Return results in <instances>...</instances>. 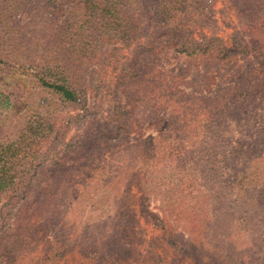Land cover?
<instances>
[{
    "label": "rangeland",
    "instance_id": "1",
    "mask_svg": "<svg viewBox=\"0 0 264 264\" xmlns=\"http://www.w3.org/2000/svg\"><path fill=\"white\" fill-rule=\"evenodd\" d=\"M216 1L220 33L230 34L231 28L242 32L249 24L248 19L236 13L230 0ZM13 14L20 27H28L29 10L17 9ZM253 31L245 29L251 39L255 38ZM254 52L255 49H251L247 56L241 57L240 53L237 57L243 64L244 70L240 72L247 76L246 72L255 71L259 86L252 80L248 82V77L241 81L239 73L223 79L221 64L217 66L210 59L194 60L171 49L159 52L150 60V67L159 68L156 70L163 79L170 75L171 81L174 77L173 86L183 91L181 100H190L182 107L187 112L186 131L171 134L177 132L175 123L164 129V124L171 122L164 107L154 112L152 101L131 100L126 106L134 127L120 131L119 137L101 144L97 151L86 149L77 157L71 154L69 145L82 128H102L99 130L109 131L107 136L118 133L105 93H98L87 112L65 107L54 95L42 92L40 87L38 90L32 75L24 76L27 86L17 87L15 81L22 70L1 64L0 92L5 97L0 105V148L8 154L13 152L18 158H26L27 154L31 157L34 143L44 141L39 131L33 136L32 130L51 123V147L43 158L47 164L61 153L67 157L58 171L56 168H53L54 173L47 170L44 179L39 181V184L48 183L50 189L39 193V176H35L28 184L30 188L34 186V190L23 188L26 195L22 197L19 193V198L14 199L16 203L9 210L7 222L11 227L14 225L15 230L3 232L0 227L7 257L4 260L0 256V261L10 264H264V207L257 209L254 227L223 229L219 212L238 208L227 191L219 193L220 185L216 182L219 174H214L218 169L211 154L213 149L231 150L236 146L234 150L240 153L235 164L242 169L254 160L248 171L250 180L256 186L264 185V163L256 159L264 157V68H258ZM92 70L96 77L97 66ZM146 72L148 74L149 69ZM98 74L104 78L103 72ZM233 79L241 82H232ZM167 83L158 80L162 88ZM228 87L236 89L232 92L236 99L229 95ZM22 94L26 95V100L21 98ZM210 100L221 101L211 105ZM45 111L59 112L53 121L58 124L48 120L51 114ZM123 112L121 109L120 113ZM219 113L226 119L219 127H203ZM154 118L160 123H150ZM59 124L63 129H59ZM58 129L67 131L59 144ZM149 136L162 138L153 141ZM153 142L160 148L172 144L177 154L164 157L161 163L144 161L138 149L142 146L149 150ZM72 156L76 161H69ZM146 162L151 166L145 165ZM228 168L232 166L223 167ZM206 170L210 171L208 176L204 174ZM174 172L180 173L173 176ZM14 182L27 184L22 177L14 178ZM214 187L218 194L215 199H208L205 192ZM36 197L35 203L39 205L37 211L31 212ZM219 199L221 203L217 204ZM25 207L27 221L18 227ZM142 207L154 212L165 213L166 210L170 236L164 239L158 226L139 218ZM252 215L250 213L249 217ZM170 237L172 242L168 241Z\"/></svg>",
    "mask_w": 264,
    "mask_h": 264
},
{
    "label": "trees",
    "instance_id": "2",
    "mask_svg": "<svg viewBox=\"0 0 264 264\" xmlns=\"http://www.w3.org/2000/svg\"><path fill=\"white\" fill-rule=\"evenodd\" d=\"M230 1L236 13L248 19L249 24H246L240 33L236 28H231L230 34L220 33L216 0H0V66L11 65L17 70H22L15 81L17 87L27 86L24 76L32 75L38 90L40 87L42 92L54 95L60 105L63 104L65 107H74L87 112L92 108V100L98 98V93H105L104 97H107V101L111 103L109 109L113 111L112 119L118 133L116 136H107L109 131L99 130L102 128L96 130L82 128L81 132L75 135L78 136L77 139L69 145L74 157L82 155L86 149L97 151L101 144L105 145L108 141L119 137L120 131H130L134 127V121L127 113L131 100L152 101L154 112L164 107V112L171 121L164 124V129L170 128L169 126L175 123L178 124L177 132L171 134L185 132L187 126L184 119L187 112L182 107L190 100H181L180 94H183V91L173 86L175 78L172 77L173 80L170 81L169 75L163 79L156 70L159 68L155 65L150 67V60L159 52L171 49L194 60L210 59L209 61L215 62L217 66L221 64L224 70L223 79L239 73L241 81L248 77V82L251 83L252 80L259 86V81L254 78L255 71L246 72L247 76L240 72L243 64L239 62L237 55L241 53V57H245L251 49H255L253 57L258 62V68H264V0ZM17 9L30 11L29 28L18 25L13 14ZM245 29L254 30L255 38L251 39L245 33ZM246 36L248 39L245 38ZM229 39L232 40L231 43ZM256 53L259 56H256ZM96 66L98 71L96 77H93L94 70L91 69ZM148 69L149 73L146 74ZM100 71L103 72L104 78L98 74ZM158 80L162 83L168 82L165 88L158 84ZM233 81L241 82L236 79ZM230 82L226 83L230 84ZM228 90L229 95L236 99L237 96L232 94L236 89L228 87ZM2 97L5 96L0 92V105L4 103ZM6 98L9 100L7 96ZM21 98L26 100V95L22 94ZM210 101L213 105L221 100ZM121 109H124L123 113H120ZM45 113L51 114L48 120L53 122L56 120L55 114L59 112L45 111ZM225 120L222 113H219L213 120L212 118L209 120L208 126L205 124L203 127L217 128ZM150 123L157 125L160 122L154 118ZM52 128L51 123H46L43 127L32 130L33 136L39 131L44 141L34 143L31 157L27 154L24 155L26 158H18L13 152L8 154L6 150L0 148V227L4 229L3 232L15 230L14 225L11 227L7 222L9 210L16 203L14 199L19 198V193H22V197L26 195V190L30 188L28 184L33 177L39 176L37 181L39 184L47 170L54 173L53 168L58 171L59 166L64 164L63 160L67 156L64 158L62 153L47 164L43 158L51 147L49 138ZM59 129H63L62 124H59ZM59 129L56 130L58 144L67 134V131L65 133ZM158 138L162 137H151L153 141ZM149 147V150L143 149L142 146L138 149L144 161L155 160L161 163L166 157L177 154V148L172 144L160 148L156 146V142H153ZM234 147L231 150L213 149L211 154H213L214 166L218 169L214 174H219L216 180L217 185H220L219 193L227 191L229 197H234L238 208V210L235 208L237 211L232 207L220 211L218 216L222 217L223 221L220 222L219 219V222L223 229L231 227L235 230L238 227L255 226L257 209L264 207V185L256 186L250 180L251 173L248 171L254 160L242 169L235 164L234 161L238 159L240 152L235 151ZM178 152L180 153V150ZM73 156L69 161H76ZM256 159L264 163V157L258 156ZM173 163L171 161V164ZM165 164L167 165L166 162ZM145 165L151 166L148 162ZM224 165L232 168L223 169ZM179 173L174 172L173 176ZM209 173L210 171L207 170L204 172L206 176ZM21 177L27 184L18 185L14 182V178ZM23 188L26 190H22ZM47 189H50L48 183L39 184V193ZM32 190L34 186L29 189ZM206 191L205 196L208 199H215L218 194L215 187ZM37 199L38 197L35 198L34 203ZM220 203L219 199L217 204ZM38 205L39 203L32 205L31 212L37 211ZM25 206L28 207L29 204ZM26 207L22 211V222H17L18 227L27 221ZM164 211L165 213L159 210L154 212L142 207L138 215L139 218L142 217L158 226L162 237L166 239L170 236L166 225L169 218L166 216V210ZM250 213L253 217H249ZM119 217L122 218V215ZM168 241L172 242L171 237ZM4 246L0 237V256L7 260ZM118 263L122 264V262ZM0 264H10V262L0 261Z\"/></svg>",
    "mask_w": 264,
    "mask_h": 264
}]
</instances>
